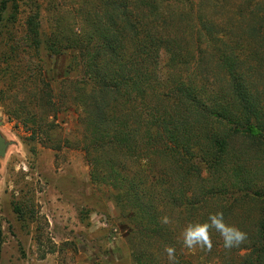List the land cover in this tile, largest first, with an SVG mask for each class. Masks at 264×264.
I'll use <instances>...</instances> for the list:
<instances>
[{
	"label": "trees",
	"instance_id": "trees-1",
	"mask_svg": "<svg viewBox=\"0 0 264 264\" xmlns=\"http://www.w3.org/2000/svg\"><path fill=\"white\" fill-rule=\"evenodd\" d=\"M156 1L71 0L66 26L65 5L48 6L55 29L44 35V52L53 57L64 50L75 53L65 69L73 79L58 83L65 99L58 103L49 96V110L53 115L78 110L82 131L76 143L86 153L92 183L115 192L121 219L133 233L134 264H169L164 251L169 245L175 246L179 264H264V100L242 78L238 64L247 47L235 28L245 10L264 14V0H253L248 8V0H213V7L224 11L220 17H230L219 23L200 5L196 19H207L190 50L174 43L172 29L190 21L192 12L180 19ZM176 1L192 8L191 0ZM7 5L0 0V30ZM204 41L221 47L203 51ZM30 45L41 52L42 46ZM17 46L5 58L3 76L11 85L20 76L14 68L19 58L12 56ZM215 53L223 60L218 70L230 76L226 90L215 86L211 66L202 64ZM27 58L20 79L43 94L49 69L44 60ZM27 100L29 107L19 102L15 119L49 140L59 127L48 114L41 118L28 110L37 94ZM239 142L260 158V174L240 163L245 153H237ZM217 211L247 232L248 241L229 251L213 232L211 252L184 248L183 228ZM165 215L171 224L160 223Z\"/></svg>",
	"mask_w": 264,
	"mask_h": 264
},
{
	"label": "rangeland",
	"instance_id": "rangeland-1",
	"mask_svg": "<svg viewBox=\"0 0 264 264\" xmlns=\"http://www.w3.org/2000/svg\"><path fill=\"white\" fill-rule=\"evenodd\" d=\"M52 2L65 5L62 21L68 25L71 0H8L1 23L0 136L7 148L5 155L0 156V264H134L133 233L121 219L115 192L110 187L92 183L86 153L83 146L76 143L82 131L78 110H59L55 115L49 110V96L56 97L58 103L65 99L58 83L69 77L73 79L65 69L75 55L64 50L62 55L53 57L43 50L44 35L55 29L52 12L46 11ZM73 2L76 4L79 0ZM161 2L165 3L166 10L175 11L168 14L180 19L189 17L186 15L192 12L190 21L172 29L174 43L179 42L186 50L196 46L197 28L204 30L207 18L196 19L200 5L215 23L230 18L220 17L224 11L213 7V0H191L192 8L176 0H159L156 4L159 6ZM247 2V8L255 4L253 0ZM227 15H231L230 10ZM235 28L243 36L242 45L247 47L238 64L242 78L247 86L254 85L252 93L264 100V14L245 10L240 27L235 25ZM33 41L42 46L41 52L36 53L34 47L31 48ZM211 43L204 41L201 49L209 51L221 47L218 42ZM15 44L20 49L12 56L19 58L14 61V68L19 70L20 76L11 85L10 78L3 75L7 68L5 58ZM27 46L24 53L22 49ZM28 56L33 57V62L44 60L49 69L43 94L36 91L35 84H25L24 78L20 79L25 73L24 59L28 61ZM202 64L211 66L212 75L218 81L215 86L226 90L230 76L218 70L216 65L223 64L219 55L215 53ZM9 87L13 89L10 91ZM31 94H37L38 100L28 110L41 118L48 114L47 119L59 127L49 140L34 134L30 125L15 119L13 114L20 107V101L29 107L27 99ZM70 139L72 144H69ZM241 146V142L234 144L237 153H245L240 163L256 175L260 174V158Z\"/></svg>",
	"mask_w": 264,
	"mask_h": 264
},
{
	"label": "clouds",
	"instance_id": "clouds-1",
	"mask_svg": "<svg viewBox=\"0 0 264 264\" xmlns=\"http://www.w3.org/2000/svg\"><path fill=\"white\" fill-rule=\"evenodd\" d=\"M173 221L168 216L160 217V223L169 225ZM215 232L222 239L226 250L238 248L248 241V233L234 224H229L221 211L211 213L204 222H189L181 232L180 242L189 250L199 249L211 252L213 248L212 233ZM169 264H179L175 246L169 245L164 249Z\"/></svg>",
	"mask_w": 264,
	"mask_h": 264
},
{
	"label": "water",
	"instance_id": "water-1",
	"mask_svg": "<svg viewBox=\"0 0 264 264\" xmlns=\"http://www.w3.org/2000/svg\"><path fill=\"white\" fill-rule=\"evenodd\" d=\"M6 148L7 144L5 143V140L0 136V156L5 155Z\"/></svg>",
	"mask_w": 264,
	"mask_h": 264
}]
</instances>
